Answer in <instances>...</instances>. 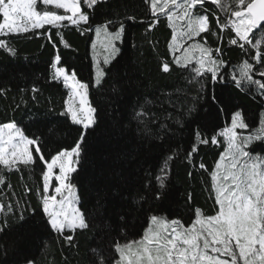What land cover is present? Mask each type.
<instances>
[{
    "label": "snow or ice",
    "instance_id": "1",
    "mask_svg": "<svg viewBox=\"0 0 264 264\" xmlns=\"http://www.w3.org/2000/svg\"><path fill=\"white\" fill-rule=\"evenodd\" d=\"M102 3L108 0H0V49L15 56L16 50L4 37L45 30L40 34L54 49L50 81L61 82L67 89L60 115L76 130L71 145L49 149L42 132H33L15 120L0 122V190L11 187L6 173H19L23 168L39 169L42 180L37 189L39 201L28 217L14 211L19 206V199L15 204L11 199L15 192L7 203L0 200V213L17 218L14 250L17 241H28L33 234H60L71 244L69 233L95 227L110 242L107 254L104 248L91 249L92 264H264V112L258 115L259 126L251 125L239 106L228 108L230 99L216 87L231 82L264 98V0H141L143 18L138 19L133 11L123 19L97 22L95 10ZM137 23L148 31L165 24L170 30L167 46L171 59L162 61L160 70L170 74L175 67L188 74L189 85L197 86L190 89L195 94H185L183 101L173 99L171 92L162 93L166 99L159 102L146 99L133 110L130 121L140 132L141 143L171 140L177 129H191L186 149L181 150L178 142L175 148L169 146L154 176L159 191L152 194L153 199L163 198L170 163L182 156L192 169L190 178L197 170L205 174V190L212 201L211 211L206 212L194 206L189 193L187 220L156 214L152 209L145 212L147 196L143 192L130 193L121 210L109 212V195L118 184L107 191L97 189L96 203L89 211L83 203V185L76 182L88 137L100 127L91 89L108 83L121 55L118 44L123 43L127 25ZM68 27H75L81 35L94 33L86 80L74 68L58 66L63 62L58 46L70 47L61 31ZM225 32L227 44L248 57L242 63L233 65L223 59ZM211 36L216 37L215 47L209 45ZM109 86L118 93L121 81L114 80ZM6 91L0 86V94L6 95ZM261 103L264 105V99ZM152 107L164 114L163 121ZM201 111L207 116L201 118ZM225 112L230 123L223 126L208 119L215 115L218 120ZM210 144L223 149L211 165L203 158L197 160L200 146ZM144 187L151 190L152 181ZM31 192L25 187V196ZM10 227L7 219L0 221V233ZM18 264H35V260L24 256Z\"/></svg>",
    "mask_w": 264,
    "mask_h": 264
},
{
    "label": "trees",
    "instance_id": "2",
    "mask_svg": "<svg viewBox=\"0 0 264 264\" xmlns=\"http://www.w3.org/2000/svg\"><path fill=\"white\" fill-rule=\"evenodd\" d=\"M133 11L138 19L144 17L141 0H108V3L97 6L94 19L97 22L107 18L123 19L126 13ZM44 31L36 30L4 37L16 50V55L12 56L6 50L0 49V86L7 90L6 95L0 94V122L15 120L28 125L33 132L44 134L43 139L49 149H56L71 145L76 137V130L75 126L70 125L60 115L67 98V89L61 82L50 81L54 70L49 62L54 60V49L44 35L40 34ZM61 31L70 47L65 48L63 44L58 46L57 50L63 61L58 66L74 68L86 80L89 76V47L93 33L81 35L75 27L63 28ZM223 37V59L237 65L248 58L237 47L227 44V32L223 33ZM208 41L212 47L217 44L215 36L209 37ZM168 43L170 30L164 23H160L152 31H148L144 24H128L123 43L118 44L121 55L112 66L108 83L91 89V100L100 112V127L88 137L80 175L76 181L83 185V203L89 211L96 203V190L107 191L114 184L119 187L112 189L109 195V212L121 210L129 194L134 196L137 192H143L147 196L145 212L152 209L156 214L166 213L170 217L180 216L187 220L186 201L189 193L193 196L194 206L201 207L206 212L211 211L212 201L208 199L204 186L205 174L197 170L190 178L188 173L192 169L182 156L170 163V174L163 198L156 200L152 195L159 191L154 176L158 173V166L162 164L164 156L168 154L169 146L175 148L178 142L181 150L186 149L191 143V129H177L171 140L156 139L141 143L140 132L135 123L130 122L133 110L146 99L159 102L166 99L162 93L171 92L173 99L179 97L183 101L185 94H195L190 89L197 86L187 83V73L182 74L175 67L170 74L160 70L161 62L171 59ZM229 71L232 69L229 68ZM117 79L121 81V90L114 93L109 85ZM33 87L38 91L33 92ZM216 87L218 93L230 99L228 108L239 106L247 121L255 127L259 126L258 115L264 112V105L261 103L264 98L255 95L254 90L238 89L231 82ZM151 110L163 121L164 114L159 108L152 107ZM198 115L204 118L207 113L201 111ZM208 119L221 126L230 123L227 112L221 113L218 120L215 115ZM222 150L216 145H201L197 160L203 158L211 165ZM6 176L11 187L0 190V200L7 203L11 193L15 192L11 199L13 204L19 199V206L14 211L23 212L28 217L39 201L37 189L42 187L39 169L23 168L19 173H6ZM150 180L152 187L147 190L144 186ZM25 187L32 189L27 196L24 195ZM4 219L12 227L0 233V264H18L24 256L33 258L35 264H92L91 249L104 248L107 254L110 237L95 227L69 233L73 236L71 244L60 234H33L28 241H17L14 250L17 218L6 212L0 213V221ZM142 219L141 215V221Z\"/></svg>",
    "mask_w": 264,
    "mask_h": 264
},
{
    "label": "rangeland",
    "instance_id": "3",
    "mask_svg": "<svg viewBox=\"0 0 264 264\" xmlns=\"http://www.w3.org/2000/svg\"><path fill=\"white\" fill-rule=\"evenodd\" d=\"M50 8H51V6H49ZM51 10H55L54 8H51ZM57 11H60L61 13H62V10H57ZM95 38V36H94V33H93V39ZM89 51H90V57L92 56V49H91V44H90V47H89ZM240 131H244L245 132V134H247V131H249V130H240Z\"/></svg>",
    "mask_w": 264,
    "mask_h": 264
}]
</instances>
